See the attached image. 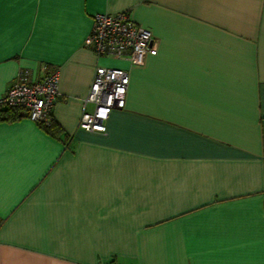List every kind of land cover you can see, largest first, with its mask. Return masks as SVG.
Segmentation results:
<instances>
[{"label":"crops","instance_id":"1","mask_svg":"<svg viewBox=\"0 0 264 264\" xmlns=\"http://www.w3.org/2000/svg\"><path fill=\"white\" fill-rule=\"evenodd\" d=\"M127 13L142 67L84 46ZM97 66L123 109L78 128ZM58 74L56 135L0 122V264H264V0H0V97Z\"/></svg>","mask_w":264,"mask_h":264},{"label":"built area","instance_id":"2","mask_svg":"<svg viewBox=\"0 0 264 264\" xmlns=\"http://www.w3.org/2000/svg\"><path fill=\"white\" fill-rule=\"evenodd\" d=\"M84 46L98 58L126 59L133 67H142L146 56H154L157 52L151 33L138 26L127 13L95 15ZM128 83L126 71L97 66L86 98L93 110L82 112L78 128L105 133L110 113L125 106ZM57 97L56 72L37 80L30 71L21 70L12 86L0 97V110L19 108L30 122L49 127L53 123L52 110Z\"/></svg>","mask_w":264,"mask_h":264},{"label":"trees","instance_id":"3","mask_svg":"<svg viewBox=\"0 0 264 264\" xmlns=\"http://www.w3.org/2000/svg\"><path fill=\"white\" fill-rule=\"evenodd\" d=\"M24 118L23 111L19 108L6 107L0 110V122L12 123ZM47 133L56 135L59 132V128L54 122L49 127L41 126Z\"/></svg>","mask_w":264,"mask_h":264}]
</instances>
